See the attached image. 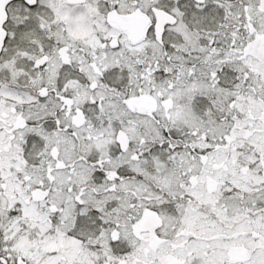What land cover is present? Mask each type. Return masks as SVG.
<instances>
[{"label":"snow or ice","instance_id":"snow-or-ice-1","mask_svg":"<svg viewBox=\"0 0 264 264\" xmlns=\"http://www.w3.org/2000/svg\"><path fill=\"white\" fill-rule=\"evenodd\" d=\"M0 264H264V0H0Z\"/></svg>","mask_w":264,"mask_h":264}]
</instances>
